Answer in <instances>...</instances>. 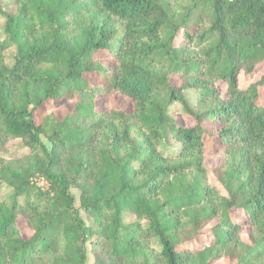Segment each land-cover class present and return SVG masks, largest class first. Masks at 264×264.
<instances>
[{"label": "trees", "instance_id": "trees-1", "mask_svg": "<svg viewBox=\"0 0 264 264\" xmlns=\"http://www.w3.org/2000/svg\"><path fill=\"white\" fill-rule=\"evenodd\" d=\"M16 6L0 38V148L20 138L28 153L0 161V264H87V244L94 264H264V74L241 83L264 65V0ZM115 93L130 109L96 107ZM63 97L68 114L36 122ZM168 135L177 150L161 149Z\"/></svg>", "mask_w": 264, "mask_h": 264}, {"label": "rangeland", "instance_id": "rangeland-1", "mask_svg": "<svg viewBox=\"0 0 264 264\" xmlns=\"http://www.w3.org/2000/svg\"><path fill=\"white\" fill-rule=\"evenodd\" d=\"M16 7H17L16 0H0V38L1 39L4 38V26L6 22L3 14L14 13L16 11ZM14 55H15V48H9L8 50L5 51L6 62L8 65L13 64ZM262 74H264V65L260 67L255 74L242 76L241 83L247 84L253 80H257ZM185 96L189 98L190 102L193 104L196 102L198 98V95L193 91L191 92L187 91L185 93ZM74 103H75L74 99L71 100L66 97L57 100H49L41 108L36 110L35 112L36 122L46 121L45 118L52 115L59 118H63L73 109ZM107 105L110 107L119 106L125 109H130V102L128 101V99L125 96L117 93L111 94L106 101H103V96L97 98L96 107L98 109L102 110ZM181 109H182L181 105L175 102L169 108V116H171L172 118H176L177 114L181 111ZM49 121H47V123ZM52 125L53 123L50 122L49 126L51 127ZM209 128L211 130H215V126L211 124H209ZM42 139L44 142H46V144H49V141L46 136H43ZM178 148H179V143L169 135L164 139V142L161 145V149H163L165 152L177 150ZM27 153H28V149L24 146L22 139L20 138L11 139L6 143V145L0 148V161L18 158ZM216 164H217V159L210 158L207 160V165L209 168H213V166H215ZM39 183L41 185H44L45 181L43 179H40ZM71 191L75 196V206L80 207V191L75 188H72ZM9 192L10 189L6 185H2L0 188V198L5 197L6 195H8ZM80 215L82 216V218L84 219L87 225H91L93 223L92 218L87 213H85L84 210L80 209ZM135 219L136 216L134 214L128 212L125 213V220L127 222H131ZM146 223L147 221H143V224ZM151 243L152 246H155L157 249L160 248L155 240H152ZM87 248H88L87 264H94L95 254L91 250L90 244H87ZM31 262L32 264H51V262L48 259H32ZM213 264H236V261L230 260L228 258H222L214 262Z\"/></svg>", "mask_w": 264, "mask_h": 264}]
</instances>
